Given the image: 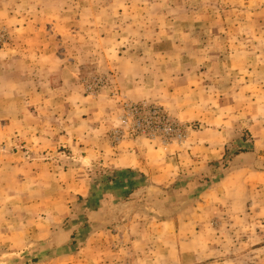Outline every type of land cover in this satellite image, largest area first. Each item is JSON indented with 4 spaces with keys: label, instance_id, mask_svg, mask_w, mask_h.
<instances>
[{
    "label": "rangeland",
    "instance_id": "1",
    "mask_svg": "<svg viewBox=\"0 0 264 264\" xmlns=\"http://www.w3.org/2000/svg\"><path fill=\"white\" fill-rule=\"evenodd\" d=\"M102 140L189 157L159 184ZM0 149V236L29 235L0 264H264V0H0Z\"/></svg>",
    "mask_w": 264,
    "mask_h": 264
},
{
    "label": "crops",
    "instance_id": "2",
    "mask_svg": "<svg viewBox=\"0 0 264 264\" xmlns=\"http://www.w3.org/2000/svg\"><path fill=\"white\" fill-rule=\"evenodd\" d=\"M199 92L201 90L194 87V84H188L186 88H183L181 90L175 89L174 93L172 96L176 95V94H181L180 95V101L181 104H186L187 103V95L189 93L192 92ZM177 111V113L179 115H181L182 117H184L185 119H191L193 118V115H195V111H192L186 107L183 106H175L174 107ZM226 127V125L224 126V128ZM208 131L202 133L200 135L201 139L195 140V145L194 146H190L189 149H191L190 153L191 154H195L194 155V161L197 163L200 159L203 160H210L212 158V154L215 153V151H213V148H218V157H214V159H220L222 155H224V146L225 143L227 141V132H225L224 130H221V127H218V129H207ZM19 132L21 130H18ZM103 131V132H101ZM101 131H98L102 134H104L105 132H107V127L103 126L101 128ZM32 132V131H31ZM30 132V133H31ZM29 133V134H30ZM59 141V139H58ZM102 142L104 143V141L102 140ZM102 143V147L98 150H92L93 152L90 151V154L92 156V159L94 158H99L102 159L106 165L112 169H118V170H132V171H138L140 174H144L146 176H148L149 180H152L154 183H159L161 184L162 181L166 180L170 175H172V172H174L175 174H177L178 172H180L182 170L181 166L184 165V160L187 157H189V151L187 150H179L176 153H170L171 154H176L178 155V159H175L174 161H172L170 159V164H167L168 162L164 161V159H161V156H159V159L155 156L156 159H158V161L152 159V157H145L143 156V154H133L130 153L126 156L124 155H116V157H113V155H115V153H113L107 142L106 145L105 143ZM221 145H223V147H221ZM5 154H2V151L0 149V168H2L1 163L3 162V159H5L6 157L4 156ZM5 157V158H4ZM179 161V162H178ZM160 168L164 169L163 171H166V169H168L170 172H159ZM159 170V171H158ZM177 170V171H176ZM167 173V174H166ZM2 191V186L0 185V192ZM2 200V198L0 197V201ZM11 202H6V204H10ZM18 207L17 204H12L11 207H4L2 208V206L0 205V226H2L1 228H3L4 225L7 224H12L17 222L18 220H15L14 218L16 217L13 213L14 211L12 209ZM11 208V214L9 216V214L7 212H10L8 210H10ZM6 212L5 214L3 213ZM20 219V218H19ZM24 219V218H22ZM43 231H45V229L42 230V232L38 231V233H35V235H33V239H41V234L43 233ZM18 239H21L22 242L29 240V235L25 236V238L19 236L17 234V232L15 230L13 231H4L3 229H1V236H0V244L2 243H6L8 242L9 246H12V242L10 241H17ZM19 245V244H17ZM17 245H13V248L17 251L18 249H20L21 247H24L25 245H27V242L22 243L21 246H17Z\"/></svg>",
    "mask_w": 264,
    "mask_h": 264
}]
</instances>
